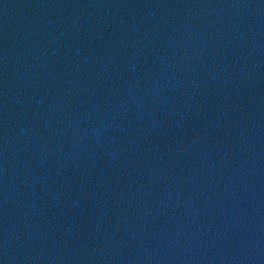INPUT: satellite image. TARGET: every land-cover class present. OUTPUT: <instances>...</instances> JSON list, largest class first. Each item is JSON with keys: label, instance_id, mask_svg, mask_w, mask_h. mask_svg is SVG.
Segmentation results:
<instances>
[{"label": "water", "instance_id": "1", "mask_svg": "<svg viewBox=\"0 0 264 264\" xmlns=\"http://www.w3.org/2000/svg\"><path fill=\"white\" fill-rule=\"evenodd\" d=\"M0 264H264V0H0Z\"/></svg>", "mask_w": 264, "mask_h": 264}]
</instances>
